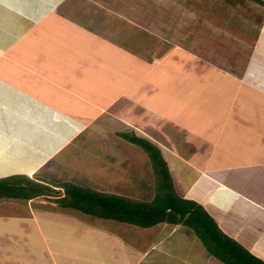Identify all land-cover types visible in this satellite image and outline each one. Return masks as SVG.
<instances>
[{
    "label": "crops",
    "instance_id": "crops-1",
    "mask_svg": "<svg viewBox=\"0 0 264 264\" xmlns=\"http://www.w3.org/2000/svg\"><path fill=\"white\" fill-rule=\"evenodd\" d=\"M59 1L62 0H0L2 171L7 166L16 171L21 169L23 173L31 176L41 168L40 166L52 158L55 159L57 153L70 146L73 139L82 138L81 142L90 139L96 142L105 136V132L111 133L109 130L113 123L117 126L123 125V116L116 109L117 101L121 102L123 99V91H116L104 104H98L91 96H102L101 92L105 91L106 95H109L112 89L105 88L109 87L105 85L91 88L90 82L82 85L81 80L84 75L81 64H85L88 59L92 60L96 68L99 65V69H102V79L112 81L116 76L117 81L122 80L123 52L113 61H110L109 57L104 59L95 54L94 50L85 56L81 43L89 45L92 40L93 44H99L100 37L103 36L97 38L89 27L63 20L58 13L61 7ZM103 39L105 47L113 46V40L104 37ZM255 45L249 51V57L255 52ZM118 47L119 52L123 50ZM175 49L181 50L182 47L175 46L173 50ZM212 67H217V61ZM218 69L222 78L236 85L232 95H216L221 97L222 102L228 100L224 115H219L216 111V115H212L202 109H195L197 112L190 118V123L185 122L183 125L187 128L185 135L189 134L194 126L201 125L207 129L200 143L206 145L202 147L204 151L196 157L193 156L201 162H194L187 154H175L174 156L184 163V170H180L171 159L169 167L177 181L180 177L186 178L184 197L190 198L187 193L199 183L195 190L200 197L197 199L192 195L193 199L209 211L226 234L240 241L239 243H246L247 249H254L255 253L248 249L252 254L264 260V98H255L262 91L254 89L255 75L247 72L248 69L243 75L222 66H218ZM111 72H116V75L112 76ZM155 87H149V91L144 90V95H153L157 91ZM141 104L149 108L145 100L141 101ZM206 108L207 106L204 107L205 110ZM169 110L171 113L174 111L172 106ZM218 116H226V119L221 120ZM261 118L262 123L259 121ZM101 119H104L103 125L98 123ZM118 121L120 123H117ZM171 121L175 126L179 124L175 119ZM183 127H180L181 130L185 129ZM210 131L215 133V139L208 138ZM234 134H238L239 138L234 139ZM77 144L79 146L81 143ZM26 155L27 157H24ZM184 172L186 176L183 177ZM8 174L14 175V172ZM8 174L3 173L0 176ZM254 174L258 186L254 185ZM27 215L26 223L22 219L19 221L20 231L10 232L11 217L6 218L0 214L3 237H11L14 234L16 236L13 241L6 243L1 242L0 233V264H199L194 259L197 258L196 255L204 259L202 264H212L218 259L212 258L203 250L193 253V243L184 233L180 235L182 245L178 248L164 246L163 243L173 237L175 230L166 232L162 237H156L152 232L140 233L138 237L128 240L117 227L118 230L114 231L92 225V236L104 242L105 248L99 249L90 247V238L73 241L74 238L68 239L64 238L63 234L60 235L66 230L64 220L41 217V220L45 219L46 225L55 228L46 231L40 220L37 221L36 217H40L37 213ZM69 218L73 222L77 220ZM68 230L72 233L70 227ZM251 235H257L260 243L250 240L248 236ZM194 237L196 240L198 236ZM143 238L148 240L146 245L136 242ZM16 239H19L18 250L22 253L13 259L14 255L10 254L8 249L12 247L16 250L12 246H15ZM88 240L89 245H86ZM53 241L56 247L52 246ZM77 260L80 261L75 263ZM220 261L218 259L219 264L222 262Z\"/></svg>",
    "mask_w": 264,
    "mask_h": 264
},
{
    "label": "rangeland",
    "instance_id": "rangeland-1",
    "mask_svg": "<svg viewBox=\"0 0 264 264\" xmlns=\"http://www.w3.org/2000/svg\"><path fill=\"white\" fill-rule=\"evenodd\" d=\"M59 4L61 7L58 13L63 20L89 27L88 29H92L91 32L93 34L95 32L97 38L103 36L113 40V46L109 48L105 47L103 37H100L99 44L97 42L93 44L90 33V44L81 43L85 56L94 50L95 54L104 59L109 57L110 61H113L123 52L122 80L117 81L116 72H111V75L115 76L114 80L102 79L103 75L100 73L102 69H99V65L96 68L91 59L81 64L84 68V75L81 76L83 77L82 85L90 82L91 88H96V85H105L109 86L105 88L112 89L109 95H106L105 91L101 92L102 96L99 94L91 96L98 104H104L116 94V91H123V99L121 102L117 101L116 108L123 116V125L117 126L113 123L109 130L111 133L105 132V136L96 142L90 139L84 142H81L82 138L73 139L70 146L57 153L55 159L52 158L40 166L41 168L31 176L23 173L21 169L17 170L18 172L7 166L4 167V171L0 169V174L11 172L16 174L17 172L18 175L31 177L46 185L51 192L47 194L48 197L45 195L46 198L42 196L31 199L1 198L0 214L6 218L11 217L10 232L20 231V219L26 223L25 216L34 212L40 216L36 219L40 220L41 226L46 231L55 230V228L46 225L45 219L41 220V217L64 220L66 230H63L60 235L63 234L64 238L68 239L74 238L73 241L90 238L91 248H105L100 238L92 236L94 228L92 225L105 230L120 229L123 231V237L128 240L138 237L140 233L152 232L156 237H162L166 232L175 230L173 237L163 243L164 246L178 248L182 245L180 235L184 233L193 243L191 244L193 253L203 250L207 251V255L216 258L208 252L198 237L194 240L196 234L183 224L161 222L144 228L127 222L98 218L73 208H64L59 206L55 199L58 195H63L62 185L70 183L106 194L127 197L133 201L151 202L156 194L157 183V174L151 158L141 146L121 136L120 133L123 132H134L146 137L160 148L171 173L173 189L183 196L186 193L184 191L186 178L180 177L177 181L170 170L169 161L173 160L180 170H184V163L175 157V154L176 156L187 154L194 162L200 163L199 158L195 159L193 156L196 157L204 151L202 147L206 145L200 143L207 133V129L199 125L192 127L189 134L185 135L187 128L183 125L185 122L190 123V118L198 109L212 115H216V112L224 115L228 100L222 102L221 97L216 95L230 96L236 87L233 82L222 78L218 66L241 75L248 69L247 72L255 75L254 89L262 91L255 98L258 100L264 98V1L62 0ZM256 42L257 45H255ZM253 45H255L253 49L255 52L249 57L248 53ZM175 46H180L182 49L173 50ZM117 47L123 50L119 52ZM197 60L202 62L198 63ZM216 61L217 67L213 69L212 66ZM94 73H96L95 83ZM151 86H157L155 87L157 91L146 97L144 90L149 91ZM245 86L242 85V87ZM143 100L149 108L141 104ZM170 106L174 109L173 113L169 110ZM205 106H207L206 110ZM168 111L170 113H166ZM218 117H221V120L226 119V116ZM171 119L177 120L179 124L173 125ZM259 121L262 123L263 119ZM227 122H229L228 116ZM98 123L103 125L104 119L99 120ZM181 126L185 129L181 130ZM207 136L216 138L213 131H210ZM233 137L237 139L239 135L234 134ZM77 143L81 144L78 146ZM189 152L196 154L191 155ZM0 168H2L1 165ZM6 176H0V178ZM184 176H186L185 172ZM256 178L254 174V185L258 186ZM197 185L200 184L197 183ZM197 185L190 189L187 196L192 199V195L197 199L200 197L195 190ZM69 217L77 218L75 221L77 223L70 221ZM23 226L26 225L23 224ZM68 227L72 229V233H69ZM3 232V228L0 227L1 242L13 241L16 237L15 234L11 237L5 235L3 237ZM248 238L260 243L257 235H251ZM139 240L136 242L143 245L148 242L146 238ZM15 242V246H12L16 250L12 247L8 249L9 253L14 255L13 259L17 258V254L22 253L18 250L19 239ZM85 243L89 245V240ZM242 244L245 247L247 245ZM161 245L160 247H163ZM52 246L56 247V243L54 242ZM250 250L255 253L254 249ZM80 252L84 253L82 250ZM196 257L194 259L197 263L204 262L201 256L196 255ZM212 264H219L218 259Z\"/></svg>",
    "mask_w": 264,
    "mask_h": 264
},
{
    "label": "trees",
    "instance_id": "trees-1",
    "mask_svg": "<svg viewBox=\"0 0 264 264\" xmlns=\"http://www.w3.org/2000/svg\"><path fill=\"white\" fill-rule=\"evenodd\" d=\"M120 134L148 152L157 174L154 199L151 202L133 201L66 183L62 185L63 195L57 194L59 197L55 199L59 206L141 227H151L161 222L183 224L200 238L208 252L225 264H264V260L226 234L200 202L174 191L167 162L155 143L134 132ZM49 193L46 185L28 176L14 174L0 178V199L46 198L45 195Z\"/></svg>",
    "mask_w": 264,
    "mask_h": 264
},
{
    "label": "bare ground",
    "instance_id": "bare-ground-1",
    "mask_svg": "<svg viewBox=\"0 0 264 264\" xmlns=\"http://www.w3.org/2000/svg\"><path fill=\"white\" fill-rule=\"evenodd\" d=\"M177 39V38H176ZM198 45V44H197ZM247 143V142H246Z\"/></svg>",
    "mask_w": 264,
    "mask_h": 264
}]
</instances>
